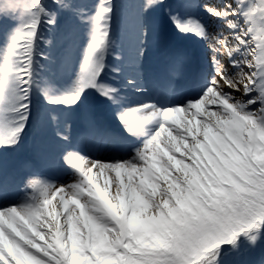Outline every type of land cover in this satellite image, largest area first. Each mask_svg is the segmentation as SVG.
Wrapping results in <instances>:
<instances>
[{
    "label": "snow or ice",
    "instance_id": "6c2138e0",
    "mask_svg": "<svg viewBox=\"0 0 264 264\" xmlns=\"http://www.w3.org/2000/svg\"><path fill=\"white\" fill-rule=\"evenodd\" d=\"M158 2L159 0H148V5L151 6ZM242 3L243 0H237L236 7L225 3L220 8L205 5L210 15L222 19L227 28L231 30L227 35L209 34L203 25L193 19L180 22L175 17L173 18L177 27L182 31H191L207 39L209 47L213 50L212 61L216 75L202 97L187 105L161 109L154 104L145 103L120 112L119 119L131 134H137L143 125L150 123L157 125V130L145 142L143 148L138 149L131 160L122 162L124 165L143 166L149 153L156 154L157 143L163 144L174 154L183 149L186 154L194 158L198 143L193 140L186 149L184 148L186 128L182 131L180 126L183 116L177 120L173 118V114H179L183 109V113L190 117L188 118L190 120L189 113L194 104L198 107V102L203 101L206 106L217 105L208 93L212 89H217L218 79L226 82L225 89L220 91V95L229 100L239 113L238 116L232 113H220L219 118L234 121L244 127L247 126L246 122H254L264 129V0H256L255 3L245 7H241ZM27 8L28 18L12 37L5 54L0 57V145L16 143L28 120L27 101L33 83V55L37 47L42 15H47V13L41 0H30ZM110 13V3H102L95 16L91 18L90 38L74 91L65 95H46L49 103L75 105L88 88H95L102 95L109 96L110 99L114 97L117 89L99 83L100 74L105 68L104 56L109 47L108 18ZM241 15L244 21L243 26L238 19H233ZM47 22L51 24L54 20L49 19ZM220 55L228 60L227 66L223 69L218 58ZM181 60L182 57L178 56L174 69H178ZM243 70H246L244 75L249 82L243 85L245 89L243 100L237 101L235 95L226 89L239 93L240 82H237L235 88L229 85L231 77L241 74ZM211 112H220L219 107ZM53 119L55 120V116ZM167 128H172L176 133V144L168 141L166 137L161 139ZM64 138L67 139V137ZM66 160L77 170L80 179L74 184L63 186V190L68 195L83 199L86 204H92L96 209L98 223L104 225V232L118 229L115 238L106 239L103 245L109 255L100 257L88 241L81 242L79 237H73L69 242V238L64 236L61 242L58 238L59 233L47 227L42 230L40 227L42 210L46 204L50 203L48 197L55 185L30 180L29 186L33 190L30 197L17 206L0 208V218H2L0 232L4 236L3 243H0V264H5V262L7 264H73L74 258L85 257L89 251H92L96 257L93 259V264H98L100 259H113L115 264H227L230 250L222 249V244H232L233 249H236L241 234L251 244H255L261 235H264V201L257 200L250 207L237 208L232 213V219L219 234L213 237L204 236L199 242L193 239L191 246L185 245V250L179 256L163 250L130 246L127 242H122L124 236L144 233L131 231L123 221L106 213L99 202L90 201L75 190L86 186L92 180L94 170L97 175L101 173L108 175L112 168L119 167L121 162L102 163L73 153H68ZM248 160L245 159V163ZM252 162L257 168L259 167V163ZM174 163H177V172L183 174L185 172L182 166L183 161H174ZM165 166L171 168V165ZM229 168L231 167H225L223 171ZM184 182L187 183L186 177ZM165 190L168 191L167 188Z\"/></svg>",
    "mask_w": 264,
    "mask_h": 264
},
{
    "label": "rangeland",
    "instance_id": "374dc122",
    "mask_svg": "<svg viewBox=\"0 0 264 264\" xmlns=\"http://www.w3.org/2000/svg\"><path fill=\"white\" fill-rule=\"evenodd\" d=\"M190 1L192 0H159L158 3L149 6L148 0H41V4L47 15H42L41 23L39 25V35L37 37V47L33 55L32 88L35 99H31V91H29V98L27 101V103H29L28 108H30V101L31 103L34 102L35 112L30 113V109L28 110V120L16 143L0 145V158L3 157L6 161H9L14 157V153L17 149L20 148L23 150V148H25L28 150V147H30L31 153L28 165L31 164L30 166H33L34 169L26 180L30 194L32 195L33 191L29 186L30 180H39L42 183L55 185L54 190L49 194L48 198L50 199V203L56 198H59L64 213L68 215L66 236L69 238V242H71V238L79 237L81 238V242L85 240L88 241L97 253L101 251L105 252L106 250L103 247L105 240L114 239L116 231L118 230L104 232V225L98 223L95 214L96 210H93L94 207L92 204H86L83 199L68 195L58 186V181L57 178L55 179V175H51L52 173L62 174L68 182H72L73 184L79 180L76 178L77 174H71L69 172L67 174V169L71 165H63V160L66 159L68 153L84 157V155L75 148V145L77 144L75 141L77 134L83 130L85 132L86 130V125H84L83 122L84 119L81 117L79 111L80 109L87 108H90L95 113L100 110L106 111V97L97 89L88 88L84 91V96L82 95L81 100L77 104L69 106L65 104L49 103V100L46 99V95H65L74 91L75 82L77 81L81 64L84 59V52L88 46L90 38V30L92 27L91 18L95 16L98 7L102 3H110L111 7V13L108 18V52L110 51L114 55H119L117 56L118 58L123 57L121 53H125L126 55L125 50L119 49V46L126 49L128 47L126 45H130L133 41H137L136 47L138 51L135 54V58L139 65H145L143 62L144 56L141 57L142 53L140 51L142 47L149 48L151 45L150 42L154 35L157 34L158 38L154 40L157 46L159 45L160 47L162 41L169 40L170 42H173L172 48L176 53H181L182 55L187 54L182 57L179 67L184 60L190 61L195 58V56L202 61L204 57H207L208 55L206 47L207 40L194 32L182 31L177 27V23L173 20L174 17L180 22H185L188 19L196 21L199 19L197 14L199 16V12H202L205 9V6L204 8L202 6H195L190 4ZM29 2L30 0H0V57L5 54L11 43L12 37L28 18L29 10L27 5ZM255 2L256 0H243L241 7H245L246 5ZM235 4L237 5V2H235ZM65 5L68 6L66 7ZM114 15L116 20H113ZM49 19L54 20V23L49 24L47 22ZM112 33L115 35V38H112ZM136 33H138L137 37H135ZM121 40L123 43H121ZM111 44L114 45L111 46ZM110 47L111 49H109ZM103 62L105 68L100 74L101 78L106 76L112 79H115V76L123 77V79L119 80L124 82L128 81L134 91H144L137 88L139 82L136 80H140L138 72L128 71L125 69L126 66L122 65L121 67L124 70L118 71L123 73V75H115L111 73L104 74V70L107 68L105 56ZM164 64L168 67L167 63ZM139 65L138 67H141ZM152 67L155 69L157 66L154 64ZM213 68L214 65L210 64L208 70L211 71ZM178 69H174V72H177ZM174 72H170V74L174 76ZM212 73L213 77H215L216 73ZM129 75H134V78ZM101 78L99 79V83L104 84L101 81ZM218 80L222 82V85H225V81ZM121 89L124 92L118 93L117 97L131 98L126 95L130 90L129 85H122ZM146 92L150 94L151 90H147ZM157 94L159 93L157 92ZM202 95L196 96L194 101L199 100ZM135 96L137 95H134V98ZM117 105H119L118 102L114 104V112L107 113L110 121L112 120L110 116L111 113H114L115 116L117 113L122 112L118 111V108L115 107ZM113 108L111 109L112 111ZM159 108L166 109L167 107L159 106ZM221 109L222 108L220 107V110ZM194 110H197V106H195ZM53 116H55V120L53 119ZM204 117L211 119L208 115H205ZM198 119L200 127V133L198 135L201 137H198L199 139L195 138L194 131L187 130L192 134V139H190V142L186 140L183 143L184 145L189 146L193 140L197 141L198 149L194 154V158L193 156L186 154V152L184 153V158H182L176 154H170L167 149L163 154L166 159L171 160L173 163L174 161H183V168L185 164L186 166L193 168V172L191 173L190 178L187 179V183L184 182L186 187L183 190L181 198L177 199L175 195L177 193L175 182H173L174 184H171V187L175 188L174 190L169 189L165 184V188H167L171 195H173L172 199L175 202L185 201L188 197L189 189L202 187L208 176L219 174L223 171V168L232 167L242 159H250L254 162L264 161V155L262 153L264 146V129H261L258 125L254 126L251 122H247V126L244 127L238 125L234 121L223 120L220 118L218 119L219 122L213 121L209 124L204 123L202 117ZM113 121H116L114 124L120 129L127 130L125 124L121 121L119 122L117 119H113ZM56 127H59V130H56ZM53 130L58 133L54 134L52 132ZM139 134H146V132ZM139 134L131 136L139 137ZM64 137H67V139ZM62 138L69 141L70 145L66 146L64 157L60 159L58 165H53V162L55 163L56 160L52 158V154L54 155L56 151H58L59 146L56 143H58L57 140ZM209 138H215L218 140L209 141ZM236 145H241L245 150V154L238 153ZM259 145H261V149L257 153ZM163 147L162 144L157 143L155 149L156 155L153 154L152 167L155 173L164 177L165 169L168 168L171 173H173V177L181 175L177 170L174 171V169H177V163L171 166V168L165 166L168 165L167 163H159L158 159L162 160L163 156L161 153L158 155L157 151L162 152L161 150ZM24 154L26 155V153ZM149 155H151V153L147 156ZM168 155L173 158H169L170 156ZM257 156L258 158H256ZM33 163H35V165H32ZM55 166H57V168L56 171L53 172L52 170ZM6 167L0 172V178L7 173L10 174L9 169H7L8 167ZM26 175H28V173H26ZM181 176L184 175L182 174ZM186 176L182 178L183 181ZM116 186L121 187L122 184L120 183ZM77 189L83 197L91 201L90 197H93V194L90 190H87V187H78ZM132 190L133 185L132 187H129L128 191L131 192ZM173 191L174 194H172ZM160 192V184L158 183L151 187L149 194L158 196ZM126 201L127 203H130L132 212L128 215H124V208H120L117 209L119 215L121 217L124 216L129 218V220L131 217L143 216L140 224L128 221L127 227L133 232H142L144 234L150 233L162 225L166 220L165 213H168L170 209L176 206L173 203H169L166 198L161 200L163 205L159 204L161 206L160 208L150 205L145 208L137 207L135 203L133 204L131 202L129 195ZM78 206L86 209L87 216L89 217L87 225L89 230L85 233L82 232L79 226L72 225L73 215H76ZM105 212L112 217L115 215V211L113 210L109 212L105 210ZM41 219L42 216L40 217V220ZM114 222L115 221H113V223ZM0 239V243H3V233L0 235ZM87 254L85 257L74 258L73 264H81L82 262H85V264H91L90 261L93 263V259H96V257L91 255L92 251L87 252ZM5 264H7V262H5ZM98 264H103V261L100 259Z\"/></svg>",
    "mask_w": 264,
    "mask_h": 264
},
{
    "label": "bare ground",
    "instance_id": "6f19581e",
    "mask_svg": "<svg viewBox=\"0 0 264 264\" xmlns=\"http://www.w3.org/2000/svg\"><path fill=\"white\" fill-rule=\"evenodd\" d=\"M235 2H237V0H192L190 1V4L193 5H197V6H202L204 8L205 5H209L215 8H220V6L222 7L225 3H230L233 5V7H236L237 5L235 4ZM220 5V6H219ZM197 17H199V19H197V21L203 25V27L205 28L206 32L209 34H215V33H222L224 35H227L231 30H229L225 24V22L218 18V17H214L212 15L209 14L208 11H206V9H204L202 12H199V16L197 14ZM201 17V18H200ZM233 19H238L239 23L243 26V16H239L237 17H233ZM117 29V28H115ZM114 30V28H113ZM118 30V29H117ZM138 36V33L135 34V37ZM112 38H115V35L112 33ZM142 38V36H141ZM158 38L157 34L154 35L152 41L150 42V47H142L141 49V57L144 56V60L143 62L145 63V65L141 66L137 63V60L135 58V54L138 51L136 44L137 41H133V43H131L130 45H126L128 46L126 49H124L122 46H119L118 48L121 50H125V53H121V55H123V57L118 58L117 56L119 55H114L113 53H111L110 51L105 54V59L107 62V68L104 70V74L106 73H111V74H115V75H120L123 73H120L118 70H124L122 69V65L126 66L125 69H127L128 71H135L138 72L140 76V80H136L139 82V85H137L139 89H142L144 91H134L133 88H131V84L128 83V81H120L119 79H123V77H118L115 76V79H112L108 76L104 77V80H101L104 85L109 86L111 88H115L118 91L114 94L115 96L110 99L109 96H105L106 100H105V108L108 112H114L115 108L114 104L116 102L119 103V105L115 106L116 108H118V111H123L126 108L129 107H135V106H139L141 104H154L156 105L158 108L161 104V102H158V98H153L152 93L148 94L146 91L150 90V83L152 81L153 78L157 77V81L159 84H161L162 86H167L168 82L170 81L171 78V74L170 72H174V69L172 66H170L171 64H173L174 60L177 59L178 56H186L182 55L181 53H176L175 50L172 48V51H170L169 47H171V42L169 41H162L161 46L159 47V45L157 46V44L155 43L154 40H156ZM136 40V39H135ZM205 40H207L205 38ZM121 43L122 40H121ZM171 44V45H170ZM114 44H111V46H113ZM206 47H207V57H204V59L202 61L199 60V58L197 56H195V58L189 60H184L182 62V68H180L179 70V75L177 76V81L178 83L175 84V94H176V99L175 102L178 103L179 106H184L189 104L190 102H194L193 100V96L196 94V88L198 86H196L201 80H205V78H207V73H208V69L210 68L209 65L213 64L212 61V57H213V50L211 47H209L208 41L206 43ZM173 47V45H172ZM157 48V49H156ZM111 49V47L109 48ZM167 51V53H166ZM166 53V55H165ZM127 56V57H125ZM137 57V56H136ZM153 57V58H152ZM158 58V61H157ZM221 61V68L223 69L225 66H227L228 60L226 57L220 55L218 57ZM162 60V62H161ZM157 61V63H156ZM169 65L168 67L165 68V64L166 63ZM150 64V65H149ZM154 64H156V68L153 69L152 66H154ZM199 64L202 66V70L201 73L199 74V76H195L192 79V74H194L195 72H197V67L199 66ZM141 66V67H138ZM128 66V67H127ZM230 71V70H229ZM232 71H235V69H232ZM213 72L216 73V69L215 67L213 68ZM244 72H246V70H243L241 72V74L239 75H234L231 77V84L229 86L235 88L237 86V82H240V87H239V93L238 92H233L231 89H226L227 91L231 92L233 95H235L236 100L237 101H242L243 100V92H244V83H248L249 81L247 80V77L244 75ZM128 76V75H125ZM132 78H134V75H129ZM198 77V78H197ZM197 78L195 81L194 79ZM201 78V80H200ZM214 78V77H213ZM213 78H210L209 82L203 86L201 88V93L199 94H204V92L206 91V88L208 86H210V82ZM188 85L189 87H191L190 90H188V87H185V84ZM217 84V89H212L209 93L208 96L211 97L217 105H207L203 102L200 101L198 102L199 106L197 107V110L195 109V104L192 106L191 109V114L189 113V115L191 116V119L189 120L186 114L183 113V109H181V113L179 114H173V118L179 120L182 116L183 118L181 119L180 122V126H181V130L185 131V136L186 139L183 141V143L187 140L190 142V139H192L191 137V133H189L187 130L190 131H194L195 134V138H200L201 136L198 135L200 133V127H199V122H198V118L202 117L203 122L207 121V123H211L213 121L215 122H219V116L220 113H232L233 115L238 116L239 113H237L235 107L230 103L229 100H227L224 96L220 95V91H223L225 89V85H222V82L217 80L216 81ZM226 84V82H225ZM122 85H129L130 90L126 93L127 96L131 97V98H119L117 97L118 93H123L124 91L121 89ZM160 86V87H162ZM165 86V87H166ZM158 89V88H156ZM165 88L163 87L161 90V95L163 97V99L166 98V94H164ZM167 91L170 93L171 89L167 87ZM173 91V92H174ZM178 91H181V93ZM188 93V96L186 95ZM190 93V95H189ZM84 94V93H83ZM134 95L135 96L134 98ZM84 96V95H83ZM133 97V98H132ZM118 100V101H117ZM160 101V100H159ZM160 103V104H159ZM162 105V104H161ZM178 106V107H179ZM173 107V102L170 103L167 108H171ZM217 107H220L223 109L220 110V112H211L214 111ZM113 108V111L111 110ZM111 110V111H110ZM81 117L84 119V125L86 128V132L84 135H77V138H88L92 131L93 128L90 126V122L92 119L96 120L95 122L98 124L96 126L100 127L103 126V120L102 117L100 115H96L95 112H93L90 108L87 109H80L79 111ZM119 113H117L114 116V113H111L110 116L113 119H117L119 122L121 121L119 119L118 116ZM205 115H208L211 117V119H209L208 117H204ZM172 123V122H169ZM247 123V122H246ZM250 123V122H248ZM254 126L256 125L254 122H251ZM100 125V126H99ZM100 129V128H99ZM97 129V130H99ZM114 127H111V131L114 130ZM48 130V128H47ZM56 130H59V127H56ZM116 130V129H115ZM157 130V125L155 123H150V124H146L143 125L142 128L140 129V131L137 133H144L146 132V134H139V138L140 139H145L142 135H147L149 138L151 137V135ZM54 134L58 133L57 131H52ZM120 132V131H119ZM118 132V133H119ZM122 133V132H120ZM127 134V135H136V134H131L129 133L126 129L124 130L123 134ZM124 142L122 145V148L124 149V151H127L125 154H119L118 156L115 155V153H117V151L115 150V147L113 145L112 142H108L106 144V149L108 150V154L107 155H94L92 150L87 148V149H82L80 150L81 154L84 155L85 158L90 159V160H95L98 162H102V163H116V162H121V165L119 167H113L112 171L110 174L105 175L104 173L101 174H95V171L93 172V177L92 180L84 187H87V190H90L91 193L93 194V197L91 198V201L94 202H99L105 210H107V212L109 211H115V215L114 217L118 220L123 221L127 226H128V221L134 222L136 224H140V221L143 219V216H135V217H131L130 220L129 218L126 217H121L117 211V209L120 208H124V215H128L130 212H132V208L130 203H127V197L129 195V198L131 200V202L137 205V207H141V208H145L148 205L150 206H154V204L152 202H150L148 198V194L149 191H151V187L153 185H157L158 183L160 184V190L165 188V184L167 185V187L169 189H177V193L175 194L177 199L181 198V196L183 195V190L185 189V185L184 183L181 184L177 181L176 177H173V173H171V171L167 168L165 169V176L162 177L161 175H159L158 173L156 174L153 167H152V160H153V153H151V155L147 156L145 159V163L143 166L141 167H129L127 165H125L122 162L124 161H129L131 160L133 157H135V151L134 150H130L129 146H133L135 144H137L138 149H142L144 146V140L141 141V144L139 145L138 143H136V141L134 142L132 139H129L128 137L124 136ZM134 137V136H133ZM167 138L168 141L173 142V144L177 143V135L176 133H174L172 128H167L163 134V136L161 137L162 140L164 138ZM198 138V139H199ZM209 141H213V140H218L215 138H209ZM81 139H79L80 141ZM163 145V144H162ZM184 145V144H183ZM188 146L184 145V148L186 149ZM61 149L63 147H60ZM237 148V152L239 153H243L245 154V150L243 149V147L241 145H236ZM167 148L163 147L162 148V152L157 151L158 155L161 153V155L163 156L162 160L158 159L159 163H167L168 165L173 166L175 163L171 162V160L166 159L165 155H163ZM167 151H169L167 149ZM170 154H174L173 152H170ZM184 153L185 151L182 149L179 153H175L176 155L184 158ZM156 155V154H154ZM170 156V155H168ZM167 156V158H168ZM165 158V159H164ZM169 158H173L172 156H170ZM28 163V161H25L24 165H26ZM68 161L65 160V164H67ZM10 161H6L5 158L1 157L0 158V172L7 166H9ZM20 166L19 163L15 164V168H13L10 172V176L8 178V181L4 184V186L2 187V195L0 198V208H7V207H12V206H17L21 203H23L26 198L30 197V190L28 189L27 186V182L25 179H23V181L21 182L20 186L17 187L16 185L14 186L13 190H14V195H12V198H9L8 193L10 192V188H11V183L12 181L15 179L16 174L19 172L18 171V167ZM6 167V168H7ZM175 168V167H174ZM184 169L185 172L183 173L184 176L188 178H190L191 173L193 172V168L192 167H188L186 166V164L184 165ZM176 169H174L175 171ZM71 173V174H77V179H80L79 173L77 172V170L71 165L68 169H67V174ZM182 175V174H181ZM180 176V178H184V176ZM57 177V181H58V186L63 190V186H67V185H71L73 184L72 182H68L64 176H56ZM175 182L176 186L175 188L171 187V184ZM122 184L121 187H117V184ZM174 184V183H173ZM133 185V190L131 192L128 191L129 187H132ZM128 186V189H127ZM17 188L19 189L18 195L16 197V191ZM76 191H78V189H75ZM64 191V190H63ZM65 192V191H64ZM172 194H174V191L172 192ZM153 198L155 199L157 204H161L163 205V202L161 201L162 198L160 197V194H158V196H154L152 194ZM173 196V195H172ZM76 197V196H75ZM11 200V201H9ZM93 210H96L95 208H93ZM114 213V212H113ZM68 215H66L63 211V207H62V203H60L59 198H56L52 203H48L44 206L43 208V215H42V219L40 220V227L43 230L45 227H47L49 230L54 231L56 233H59L60 236L58 237L59 239H62L64 236H66V229H67V223H68V219H67ZM88 219L89 217L87 216V211L86 209L81 208L80 206H78V210L76 212V215H73V221H72V225H76L79 226L82 230V232H88L89 228H87L88 225ZM0 220H2V218H0ZM2 233L0 232V235ZM89 234V233H88ZM1 241V239H0ZM74 263V260H73Z\"/></svg>",
    "mask_w": 264,
    "mask_h": 264
},
{
    "label": "clouds",
    "instance_id": "9594fccd",
    "mask_svg": "<svg viewBox=\"0 0 264 264\" xmlns=\"http://www.w3.org/2000/svg\"><path fill=\"white\" fill-rule=\"evenodd\" d=\"M177 181L184 183L180 177ZM188 192L185 201L175 202L171 193L162 189L161 198L176 205L165 213V222L150 233L124 236L122 242L179 256L193 239L199 242L204 236L219 234L237 208L264 201V161L257 168L250 159L246 163L242 159L228 170L208 176L202 187ZM148 199L155 207H161L151 194Z\"/></svg>",
    "mask_w": 264,
    "mask_h": 264
},
{
    "label": "trees",
    "instance_id": "16d2710c",
    "mask_svg": "<svg viewBox=\"0 0 264 264\" xmlns=\"http://www.w3.org/2000/svg\"><path fill=\"white\" fill-rule=\"evenodd\" d=\"M261 149V145L257 148V153ZM264 149V146H263ZM262 149V153L264 155V150ZM261 152V151H260ZM263 158L262 156H260ZM258 158V156L256 157ZM256 163H259L255 161ZM222 249L230 250V255L227 258V264H264V235H261L260 239L255 243L251 244L243 234L239 237V244L238 248L233 249L232 244H222ZM122 251V249H121ZM100 257H106L109 255L107 251L105 252H98ZM88 256V254H87ZM89 257V256H88ZM103 264H115V260L113 259H101ZM91 264L92 261H90ZM81 264H85L82 262Z\"/></svg>",
    "mask_w": 264,
    "mask_h": 264
}]
</instances>
